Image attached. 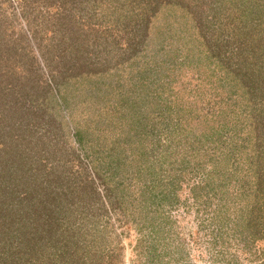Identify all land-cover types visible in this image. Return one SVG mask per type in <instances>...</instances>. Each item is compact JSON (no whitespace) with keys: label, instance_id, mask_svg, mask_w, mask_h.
<instances>
[{"label":"rangeland","instance_id":"1","mask_svg":"<svg viewBox=\"0 0 264 264\" xmlns=\"http://www.w3.org/2000/svg\"><path fill=\"white\" fill-rule=\"evenodd\" d=\"M0 264H264V0H0Z\"/></svg>","mask_w":264,"mask_h":264},{"label":"trees","instance_id":"2","mask_svg":"<svg viewBox=\"0 0 264 264\" xmlns=\"http://www.w3.org/2000/svg\"><path fill=\"white\" fill-rule=\"evenodd\" d=\"M156 97H157V95H156ZM196 124H197L196 125L197 127H202V128H208L209 127L208 126V121H205V123L202 122V123H196ZM217 129H220V128H217ZM174 132L177 133L178 132V129L177 130L174 129ZM203 132H205V134H207L206 131H203ZM186 134H189V133H185V137L188 140V136ZM172 137H173V135L170 136V138H168L169 139V142H171V144L174 142V144L176 145L175 138H172ZM182 141L183 140L177 141V142H179V144H178V150H182L183 149L182 145H183L185 147V151L177 153L178 151L175 150V152L172 153V154L169 153V152H167L166 153V156H164V158H165L166 161L162 162V165L163 164L166 165V163H167V166H166L167 169L165 170L166 175H167L166 176L167 182L164 183L167 187H166L165 193H163L162 195H163V198L165 200H167L168 202H170V203H175V201L178 202V200H176L177 199V196H178L176 194V187L175 188L173 187V185H175V183L178 180L177 176L174 173L175 170H176V169H174V167L177 166V163H176V160L177 159H176V157L174 155L176 153L179 154V155H182L183 162L191 170L192 169L195 170V169H198L199 167H202V166H200V165H198V164H196L194 162V159H193V158H195V156H194V150H195V148L193 147L194 144H192V145L190 144L189 145L186 142L182 144L181 143ZM210 159L213 162L212 158H210ZM182 164L183 163H181L180 165H182ZM177 167L179 168V165ZM196 185H198V184H196ZM196 185L192 188V191H194V192H196V190L198 188L199 189H202L203 188V187H198ZM164 199H162V200H164Z\"/></svg>","mask_w":264,"mask_h":264}]
</instances>
